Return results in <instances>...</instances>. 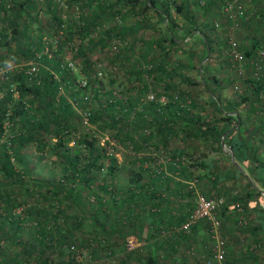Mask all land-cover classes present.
<instances>
[{
  "label": "trees",
  "instance_id": "1",
  "mask_svg": "<svg viewBox=\"0 0 264 264\" xmlns=\"http://www.w3.org/2000/svg\"><path fill=\"white\" fill-rule=\"evenodd\" d=\"M122 1L134 7L140 0ZM153 1L145 0V10L153 5ZM35 2L0 0V66L9 60L14 63L0 88V264H70L68 248L71 244L90 246L88 249L93 258L113 252L114 257L118 256L120 253L116 251L125 247L127 259L135 258L133 264H164L165 258L170 263L173 261L172 264H180L179 256H176L180 251L192 257L194 251L190 246L181 248V240L195 233L197 228L204 225L207 230L208 226L206 222H199L188 233L177 231L170 236L162 235V229L169 231L173 216L160 207L158 213L145 212V207L149 210L154 203H168L156 195L154 186L159 188L160 178L145 181V162H153L152 153L167 148L163 146L167 143L160 141L163 135H178L187 140L195 137L204 143L214 141L218 149L223 141L230 146L241 166H245L249 148L233 130L218 127V121H206L197 114L193 116L191 109L196 105L182 106L180 103L184 104L185 96L182 92L176 93L181 100L179 103L168 102L165 106L141 100L148 90L156 92L155 87L166 93L175 87L171 86V79L176 68L167 62L165 56L156 60L153 55L148 59L145 58V49L143 52L119 49L113 60L124 67L123 77L128 82L109 76L107 87L104 81L91 78L95 61L91 60L88 50L92 48H80L83 45H79L74 53L77 68H65L61 54L63 46L50 55L43 52V37H51L49 29L59 22L58 10L53 0ZM91 2H75L81 9L80 15L78 19L67 21V39L81 44L99 27V20H92L84 10L94 11L91 10ZM176 8L181 11L183 4L176 5ZM161 11L168 14L164 9ZM172 31L171 27L169 35L174 38ZM192 31L190 26L181 28L182 41ZM36 51L40 54L38 58ZM35 59L39 61L38 71L29 75V63ZM82 77L87 78L90 84L92 106L89 120L97 125L100 132L109 133L127 147L128 154H124L123 163H119L114 155H108L106 148L99 145L97 137L82 123L80 112L90 107L84 100V92L78 87ZM152 81H162L163 84L151 85ZM10 83L15 86L16 96L10 91ZM252 83V93L257 97L264 88V81L258 79ZM112 85L120 88L116 96L110 94ZM154 94L156 97L159 95L157 92ZM102 95L105 99L101 98ZM72 98H77L76 105L70 101ZM216 108L219 113H224L220 104L217 103ZM225 116L231 118V115ZM227 122L229 128L237 124L236 120ZM70 141L74 145H69ZM32 148L36 153L34 163L27 156ZM42 162L51 167V173L58 166L57 173L48 179L34 178L33 175L38 174L37 165ZM134 164L136 168H128ZM188 167V163L184 164L181 171L191 174ZM123 171L130 174L127 185L115 182L117 176L124 174ZM57 174V179H54ZM250 174L264 188V175ZM151 185L153 188L149 189ZM147 190L154 193L152 191L149 197H145ZM152 196L156 197L154 203L151 202ZM183 196L190 199L191 194L188 192ZM146 213L152 215L156 222L153 223L155 228L145 232L143 215ZM222 215L221 212L219 217ZM260 215L264 218V213ZM181 221L179 219L174 224L179 225ZM160 224L162 227L159 229L157 225ZM125 228L129 229L128 233H125ZM253 229V232L260 230V226ZM132 235L141 246L138 250L128 251L127 239ZM206 236L212 243L208 232ZM153 239V246L149 245ZM253 241H258L255 236ZM141 249L145 251L144 258ZM225 249L228 260L225 264H232L233 243H226ZM196 254L194 264H201V256ZM125 256L124 253L118 256L117 264H126Z\"/></svg>",
  "mask_w": 264,
  "mask_h": 264
},
{
  "label": "rangeland",
  "instance_id": "2",
  "mask_svg": "<svg viewBox=\"0 0 264 264\" xmlns=\"http://www.w3.org/2000/svg\"><path fill=\"white\" fill-rule=\"evenodd\" d=\"M34 1L37 2L39 0H34ZM69 1L76 2L78 0H76V1L69 0ZM81 1L83 3H87L89 0H86V1L85 0H79L80 3H81ZM214 1L215 0L209 1V3L212 4ZM111 2L112 3L115 2V4L113 6L117 8V10L115 11V14L116 13L118 14L117 15L118 31L120 29L126 28V26H127L126 24H128L129 22H132L133 19H136L137 21H142L145 24V7H144L145 0H140L136 4V6H134V7L129 6L128 4H125L122 0H92L91 4L93 5V7L91 10H96L97 7H100L102 5H105L104 7L111 6L112 8H114L112 5H110ZM159 3H160V7H162L164 10H166L169 15L174 14L175 16H177L176 19L173 18L175 20V22L171 23L172 26H169V28L171 29V27H172L173 29H176L178 35H180L181 28H184L186 26H188V27L190 26L189 22L187 21L188 19L186 18V17H188V14H190V13L197 14L199 12L202 13L203 11L205 12V10L202 9V8H204V6H199L195 0H159ZM181 4H183V8L181 11H179L176 8V5H181ZM33 9H36V8H33ZM84 10L88 11V13H86V15H89L90 9L84 8ZM33 12H36V11L33 10ZM130 14H133V16L130 17ZM125 15H127V17ZM69 18H70L69 20H72V19L74 20V17L72 16L71 12H69ZM140 18H141V20H140ZM103 26H107V25H102V26L97 27L96 31L99 32V30ZM164 27L167 30L166 24L164 25ZM207 27L209 28V26H207ZM114 30H116V29L113 28L112 31H114ZM213 30H215V29H213ZM215 31H217V30H215ZM167 32H168V34H170L169 29ZM94 33L85 37L81 44H80V41H77V44L84 45L87 48L88 47L92 48L93 50H88L90 52L91 60H93L95 62L100 61L104 64L105 75L102 79V81H104V84L107 83V78L109 76L113 77L114 79H116L120 82L122 81V82L127 83L128 81L124 80L125 78L123 77L124 67H122L121 65H118L117 62H115L113 60V58L109 57L108 48H95V49L93 48V46L96 43L95 41L98 40L100 37L99 34H94ZM206 33H207L206 28H202L201 33L199 35V38L196 41V44L194 41V44L192 46H187V44H185V46H187V47L159 48L158 51L155 52V53H158V55L165 56L167 62L172 64V66H174L176 68V71L181 70V72H178V73L176 72L177 74L172 76V79L170 78L171 79V86L172 85L173 86L176 85V86L172 87L170 89L169 93H166V91L162 92L160 87H155L156 92L159 93L158 96L164 94V95L170 97L173 94L182 92L183 95L187 96L188 99L190 100V103H189L190 105L192 103H195V105H196L194 108L191 109L193 116L195 114H197L198 116L201 117V119L203 118L206 121H212L210 117H212V115H214L215 116L214 120L219 121L220 124H221L222 120L226 118V117H224L226 115V113L225 112L224 113L218 112L219 113V118H218V116L216 115V113L214 111L217 108L215 109L209 101L205 100V99H207L206 98L207 93L211 92V90L215 94L221 95V97H222L223 93L225 95H230L232 97V100H228L229 102L230 101L236 102L235 101L236 98H239L240 103L244 104V106H246L252 100L251 102H254V104H256V106L258 108V112L263 114L264 112L262 110V105L264 104V88L262 90H260L257 97H255V98L253 97V99H251V100H250V98H247L249 96V91H252V89L254 87L252 81L256 82V80H257V78H254L255 76H252V75H250L249 72H247L248 70H247L246 66H248V64H249V66L250 65L252 66V64L250 62V58L252 55H248L245 51L246 60L244 62V74L242 77L236 76L234 74V72L230 69V63H229V60H228L227 56L225 55V51H224L225 47H223V49H221L217 53L216 59H214L213 61L211 60L212 48L207 47L206 42H207L208 38H207ZM168 34L166 36L167 38H168ZM190 36H192V35H190ZM119 37L117 36L116 40L119 44V48H122V43H124L125 41L123 39H121V37L120 38ZM183 41L185 43L186 40H183ZM225 43H226V40H225ZM61 54L64 57L63 60H65L66 57L70 56L69 52L66 51L65 48H63V50H61ZM140 60H141V58H140ZM142 62H143V65L145 67V58ZM182 63L185 64L184 68L181 67ZM208 64H209V68H206ZM216 64H217L218 70L217 71L214 70V72H213L211 70V66L216 65ZM3 66L13 68L14 63L10 62V60H9ZM113 66H115L116 70H113ZM223 66H224V68H222ZM211 71L213 72V75L217 76V77L214 76V80L211 78V75H212ZM231 71H232L233 76L230 75ZM223 72L226 73L227 75L229 74V76L225 75ZM112 73H114L116 75L113 76ZM184 75H186V77ZM224 77H227L228 79L226 80V79H224ZM242 82H244V84ZM150 84L155 85V86H162L163 82L162 81H158V82L152 81V82H150ZM235 85H237L238 87L236 88ZM106 87H107V84H106ZM111 87H112L113 91L110 92V94L113 96H116V94L120 92V88L113 86V85ZM102 92H104V90H102ZM152 92L156 93L153 90H152ZM235 94H237V95H235ZM101 98L105 99V97L103 95ZM240 98H241V100H240ZM216 101L218 104H220V106L222 108L225 107L224 104H222V103H224V100L221 99V101H220L218 99ZM216 104L214 103L215 106H216ZM233 107H236V106H233ZM91 125H92V128L94 129L93 130L94 134L99 135V137H97L99 145H100V141H104V144H105L104 147L111 144L110 142H112L113 147H114V153L112 155H114L117 158L119 163H123L124 154H128L127 147L118 143L115 139H113L111 137V135L109 133L100 132L99 129L97 128L96 124L91 123ZM183 140L184 141L181 143V144H183L181 147L183 154H179V155L184 157V160H185L184 164H186V163L189 164L188 169L190 171L195 166H196L195 167V171H196L197 166L200 164V162L203 161V158L204 159L207 158L211 161H213V160L215 161L216 157L224 156L226 154V151H229V148L226 145L224 146L223 144H222V147L220 149H218V148H216L217 146H214V148H213V146L208 147L207 145H209V146L211 145L210 142L204 143V142L197 140L198 142L203 143L204 146H207L208 148L203 147L201 144H200L199 148H195L194 146H192L189 143L192 140H187L186 138H184ZM71 144H73V141H70L69 145H71ZM124 151H126L127 153H125ZM35 155H36V153L32 148L27 153L28 160H30L31 162L34 163ZM135 166H137V165L134 164V165L128 166V168L131 169ZM37 168H38V174L37 175L34 174L33 175L34 178L48 179L51 175L56 174L57 170H58V166H57V167H55V169L51 173V170H50L51 167L46 166L45 163H43V162L38 163ZM123 173L124 174H121V175H119V177L117 176L115 178V182L118 184L127 185L128 183H130V180H129L130 174H128L129 171L128 172L123 171ZM249 173H250V171H249ZM54 177H55L54 179H57L58 174ZM194 178H196V176H192L191 178H189L185 182L186 187H187V191L191 194V197H189L190 199H188V197H186L185 199H187V203L189 204L188 207L190 206L191 208L194 205L195 193L192 192V190H190L188 188V185ZM213 183H214L213 181L212 182L210 181V185L212 188H214ZM256 183H259V182L257 180H255L253 178V176H251V174H249V177H248L244 173H242V174H240L238 179H235L234 182H232V186H231L232 191H230L229 197H226L225 194H214V193L213 194L212 193H209V194L205 193L204 194L203 192H201L200 190L197 189V179L195 181V189L198 192H200V193H202L208 197H214V198H221L222 199V204L219 208V214L221 212L223 214L222 215L223 217L221 216L222 218L219 217V219L221 221V236H222V239L224 240L225 245H226V243L227 244L233 243L234 261L230 260L232 264H264V227L262 225V221H264V218H262L260 215V214L264 213V202L262 200V199H264V197L263 196H262V198L260 197L259 200L256 201L255 205L251 204L250 202L248 203L249 199H255L257 197V195L259 193L261 194V192H262V190H259V189H261L260 184L258 186ZM242 184H248L247 187H250V189H252V191L251 192L248 191L246 194H245V192L247 190L240 193L239 189L241 188L240 186ZM262 189H264V188H262ZM211 190H209V191H211ZM234 194H235V196H234V198H232L231 196ZM246 197H249V198H246ZM186 209H187V207H186ZM246 225H247V227L245 229L239 228V226L243 227ZM257 225L260 226V230L253 232V230H254L253 227H255ZM201 227H203V228L197 229V231L200 230L199 232H197V234L202 237V235H200L199 233L202 232V233H204V235H206L208 231L205 230L204 225ZM243 231H244V233H243ZM256 232H257V234H254ZM254 236L257 238L258 241H255V242L253 241ZM202 239H203L202 245H200L199 250H202L201 254H204L208 257L209 255H212L213 242L211 243L210 240H207V236H206V239L204 237ZM211 244H212V246H211ZM89 247L90 246H87L84 244L83 246H81L79 248H81V249L87 248L88 249ZM191 250H193V249H191ZM116 252L120 253L118 256H120L123 253L126 255L125 256L126 264H133V262L135 261V258L134 259H132V258L127 259V252L125 250V247L120 248ZM141 252H142V257H143L145 255V251H141ZM248 252H250V253H248ZM104 255L105 254L102 253L97 258H93V255H92V257H90V259L88 260L87 264H117L118 256L116 255L114 257V252L110 255H106V256H104ZM204 255H202V256H204ZM109 258H113V259H109ZM227 261L228 260L226 258V249H225V259H224L223 263L225 264V262H227ZM135 263H137V262H135ZM172 263H173V261H171L170 264H172Z\"/></svg>",
  "mask_w": 264,
  "mask_h": 264
},
{
  "label": "crops",
  "instance_id": "3",
  "mask_svg": "<svg viewBox=\"0 0 264 264\" xmlns=\"http://www.w3.org/2000/svg\"><path fill=\"white\" fill-rule=\"evenodd\" d=\"M245 2L248 8L254 7V9L257 10V12H255V14H252L247 20H244V22L241 23V26L235 29L234 35L239 40L240 48L243 49L244 52L246 51L248 55H253L257 49L256 46L258 45V30L263 22L264 0H245ZM114 4L115 2L110 3V5L112 6ZM210 5L204 6V8H202L203 10H205V12L203 11L202 13L199 12L197 14H192V13L188 14L189 20L192 21V23L189 22L190 27H193V31L191 32L192 36L189 35L188 43H184L182 41L181 33L180 35H178L176 29H173L172 31L174 38H172V36L168 34L167 32L168 29L171 30L169 26H172L171 23L175 22L173 18L176 19L177 16H175L174 14L168 15L162 12L161 10L163 8L160 7L159 0H154L153 5H151L150 8H148V10H145V24L142 21H137L136 19H133L132 22L126 24L127 25L126 28L120 29L119 31L117 28L118 14L117 13L115 14L117 8L114 6H113L114 8H112L111 6L104 7L105 5H102L93 12L89 13V18H91L94 21L99 20L100 22L99 26L107 25V26H103L99 30V32L97 31V34H99L100 37L98 40L95 41L96 43L93 46V48H110L111 43L116 40L117 36L118 37L120 36L121 39L125 41L124 43H122V48H129L131 50H136V52L140 50L141 52H143V50L145 49V58L149 59L151 56L154 55L153 57L156 58V60H159L163 57L162 55H158V53H155L158 51L159 48L192 46L194 44V41L196 44V41L199 38L202 28H206L207 30L206 34L208 38L206 43H207V47L212 48L211 60L213 61L214 59L217 58V53L221 49H223V47H225L226 45L224 36L228 24L226 22V19L224 17H221L222 19L221 27L217 31L211 28V17L214 12V4L212 3ZM125 16L127 17V15ZM131 16H133V14H130V17ZM165 24L167 25V30L164 27ZM207 26H209V28ZM113 28H115L116 30L112 31ZM185 28H188V26H186ZM167 34H168V38L166 37ZM185 44H187V46H185ZM80 48H87V47L83 45L82 47L80 46ZM217 64L211 66V70L213 72L214 70L215 71L218 70ZM181 67L184 68L185 64L182 63ZM246 67L248 70L247 72H249L250 75L255 76L254 78H257V80L259 79L264 81V64L260 71H256L251 65L249 66V64ZM206 68H209V64L207 65ZM222 68H224V66ZM212 71H211L212 73L211 78L214 80L215 75H213ZM176 72L177 73L181 72V70ZM224 74L227 75L226 73ZM230 75L233 76L232 71ZM184 76L186 77V75ZM227 76H229V74ZM224 79L227 80L228 78L224 77ZM242 83L244 84V82ZM253 97L255 98V95L252 93V91H249V96L247 98H250L251 100L253 99ZM206 98L207 99L205 100L209 101L215 109L216 106L214 105V100H218V99L220 101L221 99L224 100V103H222L225 106L223 108L224 110L223 112H225L226 115H231L230 116L231 118L228 119L227 116H224L226 118L222 120L221 124L218 121V127L221 128L224 127L228 130L230 129L233 130V133H235L236 136L238 135V137L240 138L239 140H241L247 145L249 149L246 152L248 157L244 160L245 166L244 165L241 166L238 164V161L235 159L234 155L233 156L231 155L230 146L225 144L223 141L221 142V147L222 144L224 146L226 145L229 148V151H226V154L224 156L216 157L215 161L214 160L211 161L207 158L206 159L203 158V161L200 162V164L197 166L196 171H195V167H196L195 166L191 169L192 174L189 175L181 171L182 167L184 166L185 160L179 159L180 163H179V167H177L173 165L172 160H168V158L161 157V159L156 160L154 157L153 162H149V163L145 162V170H146L145 181H149L150 179L151 181H153L156 178H160L161 181L159 184V188L154 186V188L157 189L156 195H159V197L164 198L168 203L162 205L156 204L154 203L156 201H153L155 196H152L151 202L154 203L153 205L155 207L153 206L149 210L145 207V212L148 213L151 212L153 214V213H158L159 210L161 209L163 212L171 213L173 218L178 220L180 219L183 221L185 218L184 211L186 207L188 208L189 204L185 199L186 197L184 196L182 197V195L188 193L185 182L192 176H196L197 189L203 192L204 194L205 193L225 194L226 197H229L230 191H232L231 189L232 182H234L235 179H238L240 174L244 173L246 176L249 177L250 174L249 171H250L260 176L264 175V113L261 114L258 112V108L256 104H254V102H251L252 100L246 106H244V104L240 103L239 98H236L235 100L236 102L233 101L229 102L228 100H232V97L230 95H225L223 93L221 97V95L219 94L217 95L213 91L207 93ZM214 111L219 118V113L217 109ZM210 118L212 121H215L214 115H212V117ZM229 120L230 121L236 120L237 124L233 128L231 127L229 128L227 122ZM178 129L179 127H176V130ZM172 136L163 135L160 141L161 143H167V144H163L164 147H167L165 151L168 153L169 157L171 156L172 159L176 160L175 158L179 156V154L183 153L181 148L183 144L181 143L184 141L183 140L184 138L178 135H174L173 137ZM165 140L167 141L165 142ZM189 140H192L189 143L195 148H199L200 144L205 148L212 146L214 148V146H217V143H215L214 141H210L211 145L210 146L207 145L208 146L207 147L204 146L203 143L198 142L195 137H190ZM159 157L160 155H158L157 158ZM184 174L186 177L184 176ZM210 181L214 182L213 183L214 188L211 187ZM256 184L259 186V183ZM161 185L162 187L165 186L166 188L164 187L161 188ZM247 185L248 184H242L240 186L241 187L239 189L240 193L246 190L247 191L245 192V194L248 191L249 192L252 191V189H250V187H247ZM152 188L153 185L149 187V189ZM152 191L153 190L145 191L146 193L145 197H149V194ZM259 194L255 199H249L248 203L250 202L251 204L255 205L256 201H258L260 197L261 198L262 196L264 197V189L262 190L261 195ZM234 196L235 194L232 195L231 197L234 198ZM262 200L264 202V199ZM158 207H160L159 210ZM143 216H145V223L143 224V229H145V232L146 230H152L153 228H155V225L153 223H155L156 221L152 218V215L146 213ZM173 218L170 219L169 225L178 222V220L175 221ZM262 225L264 227V221H262ZM157 227L160 229L162 226L160 224L157 225ZM199 228L202 229L203 227H199ZM197 229L195 233L191 232L192 234L190 233L191 235L187 236L184 239V241L181 240L180 247L183 248L185 246H190L191 249H193L194 254L192 255V257L191 256L189 257L181 253V251L178 252L176 256H179L178 260H180V264H187V263L194 264L193 260L195 253H197L201 257H203L202 255H204L201 254L202 250H199V248L200 245H202V241H203L202 238L204 237L206 239V235H204V233L201 232L199 234L202 235V237L199 236L197 232H199L200 230L197 231ZM126 232L128 233L129 229L125 228V233ZM128 237L129 236H127V238ZM157 238L159 237L157 236ZM154 240L155 239L150 240L149 245L153 246ZM143 242H146V240L143 239ZM163 263L170 264L167 258L163 259Z\"/></svg>",
  "mask_w": 264,
  "mask_h": 264
},
{
  "label": "built area",
  "instance_id": "4",
  "mask_svg": "<svg viewBox=\"0 0 264 264\" xmlns=\"http://www.w3.org/2000/svg\"><path fill=\"white\" fill-rule=\"evenodd\" d=\"M199 6H206L209 0H195ZM56 9L58 10V24L57 26L49 29L51 32V37L44 35L43 41V52L47 54H51L58 50L59 48H65L66 51L69 52L70 56L66 57L64 60V67L69 69L77 68V61L74 58V53L77 52L79 48V44L77 41L67 39L66 32L68 30L67 21L69 18V12H71L74 19H78L80 15V8L78 4L69 0H53ZM214 4V12L211 17V28L218 30L222 25L221 17L226 19L228 24L226 32H225V55L227 56L230 69L234 72L236 76L242 77L244 74V62L246 60V55L243 49L240 48L239 40L234 35L235 29L241 26V23L244 20H247L252 14H255L257 10L254 7L248 8L245 0H215ZM264 12V10H263ZM41 14V12H40ZM118 21V19H117ZM97 34V31L94 33ZM185 40H189V36L185 38ZM255 53L251 56L250 62L252 67L256 71H260L264 64V14H263V22L258 30V45ZM119 44L117 40L111 43L109 51V57L113 58L114 54L119 51ZM39 53L36 51L35 56L38 58ZM94 73L91 75V78L95 80H102L105 75V66L102 62L98 61L94 63ZM151 67V65L149 66ZM39 61L35 59L29 63V68L27 69V73L29 75H34L38 71ZM12 67L0 66V88L3 83L7 80V75L9 71H11ZM110 69V68H109ZM113 70H116L115 66H113ZM112 71V70H111ZM113 76L116 74L112 73ZM88 79L85 77L79 78L78 87L82 89L84 92V100H87L89 108L80 112L82 117V123L85 126L86 130L92 133L93 136L99 137L98 134H94L91 122L89 120L91 115V92H90V84L88 83ZM237 88L238 86L235 85ZM10 91L13 92V95L16 96L17 92L15 91V86L13 83H10ZM60 91L63 92V87H59ZM76 99L72 98L70 101L72 104L76 105ZM143 101H152L157 102L159 105L164 106L168 102L179 103L181 100L179 99L178 94H173L171 97H168L164 94L156 97L152 90H149ZM190 100L187 96H184V104L180 103L182 106L189 104ZM262 110L264 112V104L262 105ZM105 146L106 153L108 155H112L114 153L113 143ZM100 145L104 146V141H100ZM156 160L161 159V157L168 158V160H172V164L179 167V159L184 160V157H176L174 159L171 156H168V153L165 150H159L156 154L152 153ZM158 155H160L159 158ZM167 160V161H168ZM195 181L194 178L188 185V188L195 193L194 205L191 208L190 206L185 209L184 220L179 224H173L169 226V231H165L162 229L161 233L163 236H170V233L182 231L188 233L190 229L199 222H206L208 228V234L212 239L213 248L211 256H203L199 259L201 264H224L225 259V244L224 240L221 236V221L219 219V208L222 204L221 198L208 197L195 189ZM187 201V199H186ZM140 242L134 237L130 236L127 239L126 248L128 251L138 250ZM141 251H143L141 249ZM68 257L71 260L70 264H87L88 260L91 257V251L89 249H81L76 245L71 244L68 248Z\"/></svg>",
  "mask_w": 264,
  "mask_h": 264
},
{
  "label": "water",
  "instance_id": "5",
  "mask_svg": "<svg viewBox=\"0 0 264 264\" xmlns=\"http://www.w3.org/2000/svg\"><path fill=\"white\" fill-rule=\"evenodd\" d=\"M231 152V155L233 156V152L232 151H230Z\"/></svg>",
  "mask_w": 264,
  "mask_h": 264
}]
</instances>
